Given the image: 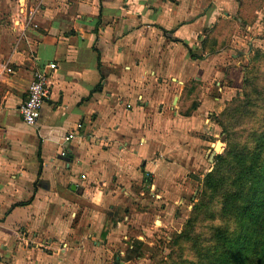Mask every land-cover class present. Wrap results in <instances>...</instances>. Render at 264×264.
Segmentation results:
<instances>
[{
  "label": "crops",
  "instance_id": "1",
  "mask_svg": "<svg viewBox=\"0 0 264 264\" xmlns=\"http://www.w3.org/2000/svg\"><path fill=\"white\" fill-rule=\"evenodd\" d=\"M240 5L0 0V264L132 262L145 243L125 221L172 207L185 158L206 146L204 115L224 74L216 61L245 28ZM45 69L50 94L28 127L18 107ZM160 217L152 222L166 224Z\"/></svg>",
  "mask_w": 264,
  "mask_h": 264
},
{
  "label": "rangeland",
  "instance_id": "2",
  "mask_svg": "<svg viewBox=\"0 0 264 264\" xmlns=\"http://www.w3.org/2000/svg\"><path fill=\"white\" fill-rule=\"evenodd\" d=\"M240 2L237 19L245 28L233 32L231 54L216 61V71L224 74L217 76L216 90L210 95L214 108L204 115L212 123L206 134L200 132L206 146L199 149L194 144L199 157L185 158L184 175L175 181L181 191L167 192L172 207L145 211L153 218L161 215L166 224H154L153 218L143 225L134 224L136 217L125 221L130 222L131 239L133 234L142 235L145 243L134 244L129 264H217L226 242L237 244L239 258L243 252L238 239L253 234L251 217L227 212L229 206L240 208L250 196L253 199L254 189L256 205L264 200V0ZM20 8L25 12V7ZM15 24H31L28 14L22 16L21 11ZM224 168L219 174L217 169ZM215 170L217 175L212 174ZM136 211L143 212L142 207ZM111 256L105 259L108 264L116 262Z\"/></svg>",
  "mask_w": 264,
  "mask_h": 264
},
{
  "label": "trees",
  "instance_id": "3",
  "mask_svg": "<svg viewBox=\"0 0 264 264\" xmlns=\"http://www.w3.org/2000/svg\"><path fill=\"white\" fill-rule=\"evenodd\" d=\"M218 170L220 174L221 171H225V168L217 169V171ZM217 171L215 170L212 174L217 175ZM213 182L216 183L215 181ZM254 193L255 189L251 193L253 199L250 196L249 201L240 206V208H234V206L230 204L231 206L227 209V212H236L241 215L251 217V219L254 220L253 234L250 237L238 239L237 241L243 255L238 258L237 244H233L231 241L226 242V248L223 251L222 256L217 258V264H229L230 259L235 263L240 262L239 264H264V200L260 203V205H256Z\"/></svg>",
  "mask_w": 264,
  "mask_h": 264
},
{
  "label": "built area",
  "instance_id": "4",
  "mask_svg": "<svg viewBox=\"0 0 264 264\" xmlns=\"http://www.w3.org/2000/svg\"><path fill=\"white\" fill-rule=\"evenodd\" d=\"M53 66H48V70ZM9 71V70H8ZM50 94V77L45 70H37L33 74L31 82L27 86L26 99L19 105L18 113L24 123L28 127H34L40 117L41 107L48 99ZM61 158L66 157V153L61 151Z\"/></svg>",
  "mask_w": 264,
  "mask_h": 264
},
{
  "label": "water",
  "instance_id": "5",
  "mask_svg": "<svg viewBox=\"0 0 264 264\" xmlns=\"http://www.w3.org/2000/svg\"><path fill=\"white\" fill-rule=\"evenodd\" d=\"M71 190H72V191H77V190H78V188H77V187H75V186H71Z\"/></svg>",
  "mask_w": 264,
  "mask_h": 264
},
{
  "label": "bare ground",
  "instance_id": "6",
  "mask_svg": "<svg viewBox=\"0 0 264 264\" xmlns=\"http://www.w3.org/2000/svg\"><path fill=\"white\" fill-rule=\"evenodd\" d=\"M217 149V148H216Z\"/></svg>",
  "mask_w": 264,
  "mask_h": 264
}]
</instances>
